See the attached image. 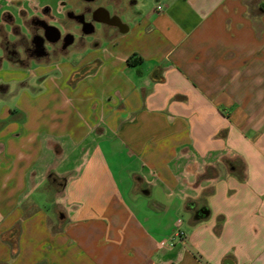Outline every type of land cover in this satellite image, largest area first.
Listing matches in <instances>:
<instances>
[{"label": "crops", "instance_id": "1", "mask_svg": "<svg viewBox=\"0 0 264 264\" xmlns=\"http://www.w3.org/2000/svg\"><path fill=\"white\" fill-rule=\"evenodd\" d=\"M143 8L82 52L2 62L0 264H264V0Z\"/></svg>", "mask_w": 264, "mask_h": 264}, {"label": "flooded vegetation", "instance_id": "2", "mask_svg": "<svg viewBox=\"0 0 264 264\" xmlns=\"http://www.w3.org/2000/svg\"><path fill=\"white\" fill-rule=\"evenodd\" d=\"M134 3L135 0H60V13L49 3L35 7L26 20L28 13L24 10L16 15L1 13L0 66L3 61L21 66L50 62L82 52L89 40L99 45L104 38H115L119 31L113 29L111 33L110 26H120L126 6ZM79 22L90 34L81 31Z\"/></svg>", "mask_w": 264, "mask_h": 264}, {"label": "rangeland", "instance_id": "3", "mask_svg": "<svg viewBox=\"0 0 264 264\" xmlns=\"http://www.w3.org/2000/svg\"><path fill=\"white\" fill-rule=\"evenodd\" d=\"M33 1H35V0H33ZM155 2H156V0H140V5H144L143 10L146 11V10H149L153 6V4ZM34 7H35V5H34ZM13 14L16 15L17 14V11H16V13L14 12ZM31 14L28 13V15L26 16V18H24V20L29 19V17H30ZM124 19L126 20L125 17H124ZM20 23H21V19H20ZM5 29L7 31H9L10 30V27L8 25H5ZM5 66H8V64H6ZM11 98H12L11 96H7L6 98L0 99V111H1V109H2V107L4 105L12 104L11 103ZM166 236L168 237L169 235H166ZM167 237H165V238H167Z\"/></svg>", "mask_w": 264, "mask_h": 264}, {"label": "water", "instance_id": "4", "mask_svg": "<svg viewBox=\"0 0 264 264\" xmlns=\"http://www.w3.org/2000/svg\"><path fill=\"white\" fill-rule=\"evenodd\" d=\"M79 24L81 25V31L84 32V34H90L89 31L84 30L83 28L84 24L82 22H79ZM118 28H119L120 33L125 34L129 31V26L123 23L122 21H121V25L118 26ZM208 214H209V211L206 208H202L197 212L196 219L197 220L205 219L207 218Z\"/></svg>", "mask_w": 264, "mask_h": 264}, {"label": "clouds", "instance_id": "5", "mask_svg": "<svg viewBox=\"0 0 264 264\" xmlns=\"http://www.w3.org/2000/svg\"><path fill=\"white\" fill-rule=\"evenodd\" d=\"M45 179H46V176H45ZM40 184H36L30 191L28 194H26L22 200H21V204H23L25 201H29V198L32 196L33 192H35L38 188H40ZM57 204L63 206L64 205V200L59 198L57 199L56 201Z\"/></svg>", "mask_w": 264, "mask_h": 264}, {"label": "built area", "instance_id": "6", "mask_svg": "<svg viewBox=\"0 0 264 264\" xmlns=\"http://www.w3.org/2000/svg\"><path fill=\"white\" fill-rule=\"evenodd\" d=\"M159 9H161V7H159ZM183 237H184V232L179 231L173 238H171L170 241H162L161 246H166L167 244H169L170 246H174L176 240H180Z\"/></svg>", "mask_w": 264, "mask_h": 264}]
</instances>
